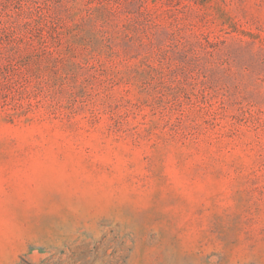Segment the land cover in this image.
I'll return each instance as SVG.
<instances>
[{"label":"rangeland","instance_id":"rangeland-1","mask_svg":"<svg viewBox=\"0 0 264 264\" xmlns=\"http://www.w3.org/2000/svg\"><path fill=\"white\" fill-rule=\"evenodd\" d=\"M0 264H264V0H0Z\"/></svg>","mask_w":264,"mask_h":264}]
</instances>
